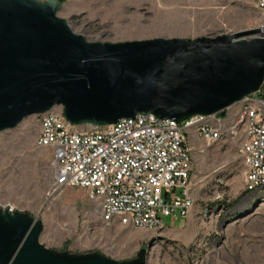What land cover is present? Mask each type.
I'll return each mask as SVG.
<instances>
[{
    "label": "water",
    "instance_id": "95a60500",
    "mask_svg": "<svg viewBox=\"0 0 264 264\" xmlns=\"http://www.w3.org/2000/svg\"><path fill=\"white\" fill-rule=\"evenodd\" d=\"M61 0H0V132L61 106L75 125L151 112L180 123L224 116L264 86L262 28L197 38L91 42L58 15ZM44 221L0 208V264H147L41 243Z\"/></svg>",
    "mask_w": 264,
    "mask_h": 264
},
{
    "label": "rangeland",
    "instance_id": "374dc122",
    "mask_svg": "<svg viewBox=\"0 0 264 264\" xmlns=\"http://www.w3.org/2000/svg\"><path fill=\"white\" fill-rule=\"evenodd\" d=\"M61 1L58 15L91 42L264 28V9L257 0ZM238 109L233 105L225 116ZM39 131L38 118L32 116L0 132V204L41 218L40 240L46 247L101 252L117 260L133 259L146 249L147 264H264V190L248 188L242 141L207 142L190 132L194 207L187 218L164 217L162 229H141L106 224L98 200L85 188L56 190L53 151L37 145Z\"/></svg>",
    "mask_w": 264,
    "mask_h": 264
},
{
    "label": "built area",
    "instance_id": "2783aa9c",
    "mask_svg": "<svg viewBox=\"0 0 264 264\" xmlns=\"http://www.w3.org/2000/svg\"><path fill=\"white\" fill-rule=\"evenodd\" d=\"M256 6L264 9V0ZM259 93L237 103L239 109L228 117L196 115L178 123L147 112L116 124L85 125L90 130H79L55 107L35 116L37 145L53 151L55 189L89 190L106 224L162 229L164 217L187 218L195 204L192 131L207 142L242 141L248 188L264 190V96ZM0 208L16 211L12 205Z\"/></svg>",
    "mask_w": 264,
    "mask_h": 264
},
{
    "label": "trees",
    "instance_id": "16d2710c",
    "mask_svg": "<svg viewBox=\"0 0 264 264\" xmlns=\"http://www.w3.org/2000/svg\"><path fill=\"white\" fill-rule=\"evenodd\" d=\"M259 95H261V96H264V92H263V91H261V92L259 93Z\"/></svg>",
    "mask_w": 264,
    "mask_h": 264
},
{
    "label": "crops",
    "instance_id": "0c3cea01",
    "mask_svg": "<svg viewBox=\"0 0 264 264\" xmlns=\"http://www.w3.org/2000/svg\"><path fill=\"white\" fill-rule=\"evenodd\" d=\"M212 34H214V33L213 32L208 33V35H212Z\"/></svg>",
    "mask_w": 264,
    "mask_h": 264
},
{
    "label": "bare ground",
    "instance_id": "6f19581e",
    "mask_svg": "<svg viewBox=\"0 0 264 264\" xmlns=\"http://www.w3.org/2000/svg\"><path fill=\"white\" fill-rule=\"evenodd\" d=\"M262 31L264 32V28H262ZM263 32H262V33H263ZM262 33H261V35H262Z\"/></svg>",
    "mask_w": 264,
    "mask_h": 264
}]
</instances>
